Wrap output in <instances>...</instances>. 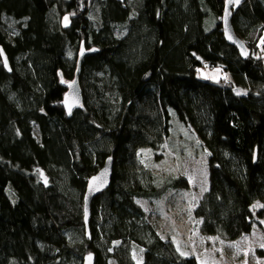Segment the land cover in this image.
<instances>
[{"label":"trees","instance_id":"1","mask_svg":"<svg viewBox=\"0 0 264 264\" xmlns=\"http://www.w3.org/2000/svg\"><path fill=\"white\" fill-rule=\"evenodd\" d=\"M225 3L0 0L11 72L0 60V264H83L87 253L96 264H199L136 203L188 190L141 162L140 151L158 160L177 144L175 125L208 153V189L193 211L200 234L234 242L264 220V0L234 8L246 51L224 38ZM81 45L98 52L80 64L83 103L68 114L62 82L74 81ZM205 65L230 80H200ZM109 158L113 176L92 201L87 239L83 195ZM46 213L58 231L48 234Z\"/></svg>","mask_w":264,"mask_h":264},{"label":"rangeland","instance_id":"2","mask_svg":"<svg viewBox=\"0 0 264 264\" xmlns=\"http://www.w3.org/2000/svg\"><path fill=\"white\" fill-rule=\"evenodd\" d=\"M197 74L202 81L225 84L230 80V75L219 67L213 69L205 65ZM235 94L247 95L239 89ZM172 129L173 142L177 144L169 148L165 145L164 152L160 154L162 158L158 160H154L158 152L152 155L149 150L140 151L141 162L144 163V169L160 176L162 180L166 177L184 178L189 185L188 190L168 191L155 202L136 200L148 221L159 229L162 238L174 242L180 255L193 257L199 264H264V220L259 221L249 235L234 242L219 236L208 237L200 234V225L193 211L208 189V153L205 150L198 152V140L184 142L190 139V132H193L191 128L175 125ZM37 133L35 129L36 137L40 140ZM38 171V179L43 180L45 186L48 185L49 178L41 170ZM259 206V203L254 205L255 209ZM45 221L48 234L59 230L58 221L50 214L46 213ZM141 255L140 251L134 252V259L140 262Z\"/></svg>","mask_w":264,"mask_h":264},{"label":"water","instance_id":"3","mask_svg":"<svg viewBox=\"0 0 264 264\" xmlns=\"http://www.w3.org/2000/svg\"><path fill=\"white\" fill-rule=\"evenodd\" d=\"M117 2L124 3L125 0H116ZM245 0H239L237 3L236 0H226L225 9L222 15V30L224 31V38L227 42L233 46L237 47L243 51L245 50L244 44L237 39L236 35L234 34V30L232 29V14L234 8H238L241 6ZM80 50L78 53V62H77V72L73 82H62L64 89L66 90V94L63 99V106L65 112L71 114L72 111L77 110L80 108L83 101H82V90H80L79 86V74H80V64L83 61L86 55L96 54L98 49H90L87 50L83 45L80 46ZM0 60L2 61L3 69L5 72L10 74V64L7 59L5 52L3 51L2 47H0ZM256 158V154L254 156ZM101 168V170L96 173L95 175L91 176L86 184V191L83 195V220H84V230L86 232L87 239L90 237V230H89V222H90V215H91V204L95 197L101 195L104 191H106L110 187V182L112 179L113 173V160L112 158L107 159ZM83 264H96L95 262V255L91 253H87L83 258Z\"/></svg>","mask_w":264,"mask_h":264},{"label":"snow or ice","instance_id":"4","mask_svg":"<svg viewBox=\"0 0 264 264\" xmlns=\"http://www.w3.org/2000/svg\"><path fill=\"white\" fill-rule=\"evenodd\" d=\"M236 2L238 3V2H239V0H236ZM65 19H67V17H66ZM261 207H264V205H262ZM262 223H264V222H262ZM262 246H264V245H262Z\"/></svg>","mask_w":264,"mask_h":264},{"label":"bare ground","instance_id":"5","mask_svg":"<svg viewBox=\"0 0 264 264\" xmlns=\"http://www.w3.org/2000/svg\"><path fill=\"white\" fill-rule=\"evenodd\" d=\"M224 32V31H223ZM66 94V93H65ZM65 96V95H64Z\"/></svg>","mask_w":264,"mask_h":264},{"label":"flooded vegetation","instance_id":"6","mask_svg":"<svg viewBox=\"0 0 264 264\" xmlns=\"http://www.w3.org/2000/svg\"><path fill=\"white\" fill-rule=\"evenodd\" d=\"M66 91V90H65Z\"/></svg>","mask_w":264,"mask_h":264}]
</instances>
